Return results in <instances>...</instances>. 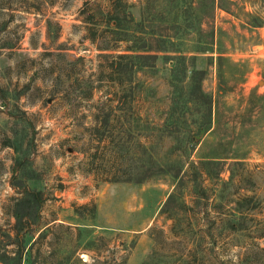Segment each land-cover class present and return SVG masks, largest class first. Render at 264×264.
Segmentation results:
<instances>
[{
  "label": "rangeland",
  "instance_id": "374dc122",
  "mask_svg": "<svg viewBox=\"0 0 264 264\" xmlns=\"http://www.w3.org/2000/svg\"><path fill=\"white\" fill-rule=\"evenodd\" d=\"M122 1L147 34H175L176 46L192 59L188 76L195 72L202 93L220 102L217 126L192 156L216 160L203 182L205 196L175 209L174 224L160 212L173 188L170 177L103 181L127 178L131 161L144 159L134 154L141 152L135 140L153 145L158 158L172 144L154 132L150 137L149 129L162 124L171 98L161 53L154 67L145 63L136 77L138 97L123 110V136L130 140L123 161L107 138L98 141L95 116L110 112L120 90L108 63L126 46L105 32L108 0H0V254L14 249L5 244L14 223L8 208L17 196L13 184L24 183L47 197L25 264H264V108L247 106L252 92L264 93V22L252 24L264 20V0L226 1L230 14L213 13L210 0ZM212 30L214 42L205 45ZM204 46L205 53H195ZM16 135L21 144L3 146ZM182 178L189 185L198 177ZM242 197L250 201L241 199L237 212ZM82 205L78 216L74 208Z\"/></svg>",
  "mask_w": 264,
  "mask_h": 264
},
{
  "label": "trees",
  "instance_id": "16d2710c",
  "mask_svg": "<svg viewBox=\"0 0 264 264\" xmlns=\"http://www.w3.org/2000/svg\"><path fill=\"white\" fill-rule=\"evenodd\" d=\"M226 1L230 2V0H210L213 13L217 8L229 13ZM108 2L110 9L106 12L103 20L106 27L105 32L110 35L116 45L125 43L126 46L122 53L112 57L113 60L108 63L110 81L120 90L114 94L115 98L112 101L115 102V106L109 108L110 112L102 116H95L97 125L94 127V131L98 137V141L107 138L112 151L119 158L116 161H123L120 158L130 150L128 144H126L130 140H125L123 136L124 124L128 122L127 115L123 114V110L128 107L130 108V104L138 97L137 91L140 90L141 86L136 80L137 75L148 66L154 67L157 54L161 53L168 62L165 75L171 89V98L166 117L162 124L156 127H149V129L151 130L150 137L153 136L154 132L156 134L154 137H157L159 142H162L166 138L170 139L172 144L162 152L163 157L158 158L153 154V145H145L135 140L134 148L141 149V152L135 151L134 154H141L144 156V159H141L139 156L131 161L126 168L130 175L127 178H105L103 181L144 183L156 175L170 177L173 188L161 207L160 212L165 214L175 224V220L178 217L175 209L190 208V201L188 199L192 201L196 200L197 197L204 198V192L208 188L203 182L206 179L209 180V177L212 175L211 167L216 160H214L215 158L205 159L202 156H197V159L193 160L192 156L194 155V151H196L197 145L205 140L206 135L213 131L214 126H217L219 119L217 109L220 102L213 95L202 93L200 85L196 84V80L192 75H195V72H192L188 76L189 67H193V64L190 63L192 59L185 56V53L176 46L174 40L175 34L162 35L159 32L151 31L149 35L144 31L141 20L135 21L130 12H128L130 5L128 6L122 0H108ZM156 22L155 27H159L161 25L160 22H163V20L159 19ZM263 22L262 18L252 19L254 27H260ZM214 39L215 36L212 30L205 45H212ZM90 40L94 42L93 37ZM153 45H157V47ZM207 47H200L195 53H205L208 50ZM98 50L106 51V49L99 48ZM217 60L220 61L221 59L217 58ZM145 63L149 65L145 66ZM217 73L219 80V66ZM126 75H128L127 79ZM135 83L138 85L136 88L129 87ZM220 86L219 83L218 87ZM247 106L249 109L252 108L250 110L256 109L262 111L264 108V93L257 95L252 92L247 98ZM114 110L122 112L117 115L113 114ZM193 116L196 118L192 119ZM189 118L190 120H188ZM110 121L114 122L113 126H111L112 124L110 125ZM190 122L196 123V125L191 128L189 126ZM110 128H117V132H111ZM14 137L13 140L10 137L5 138L3 146L13 148V144H21L22 139L17 137V135ZM200 151L199 154H201ZM189 172L199 179H193L192 184L189 185L183 184L182 177ZM12 175L11 179L13 180L12 183H14L18 176H14V173ZM13 187L17 190V196L10 200L11 205L8 208V212L11 218L14 219V223L11 226L12 236H6L10 241L5 244L6 246H14V249L12 252L5 250L0 254V263L25 264L31 254L28 248L26 250V245L28 240L32 238V228L37 227L41 221V209L47 201V197L43 191L31 189L24 183L20 186H16L14 183ZM241 199H248L250 201L247 197L236 198L234 204H236L237 212L240 211ZM85 207L86 205L76 207L74 208V212L76 215L82 216L83 212L81 211ZM91 210H94V206H92ZM54 221L56 219L52 220V222ZM48 225L47 223L43 226L44 229L39 232L38 239L44 237V234H42L44 230L50 229L51 226L48 227ZM232 225L233 222L230 229L235 230V227Z\"/></svg>",
  "mask_w": 264,
  "mask_h": 264
}]
</instances>
